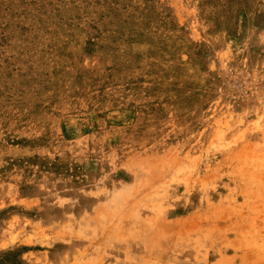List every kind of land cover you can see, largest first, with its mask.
I'll return each mask as SVG.
<instances>
[{
  "label": "rangeland",
  "instance_id": "374dc122",
  "mask_svg": "<svg viewBox=\"0 0 264 264\" xmlns=\"http://www.w3.org/2000/svg\"><path fill=\"white\" fill-rule=\"evenodd\" d=\"M0 264H264V0H0Z\"/></svg>",
  "mask_w": 264,
  "mask_h": 264
}]
</instances>
